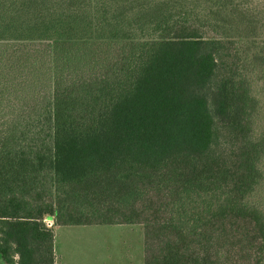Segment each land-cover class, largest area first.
Instances as JSON below:
<instances>
[{
    "label": "trees",
    "instance_id": "trees-1",
    "mask_svg": "<svg viewBox=\"0 0 264 264\" xmlns=\"http://www.w3.org/2000/svg\"><path fill=\"white\" fill-rule=\"evenodd\" d=\"M254 0H0V258L141 224L143 264H264Z\"/></svg>",
    "mask_w": 264,
    "mask_h": 264
},
{
    "label": "rangeland",
    "instance_id": "rangeland-1",
    "mask_svg": "<svg viewBox=\"0 0 264 264\" xmlns=\"http://www.w3.org/2000/svg\"><path fill=\"white\" fill-rule=\"evenodd\" d=\"M264 25V0H254ZM255 45L264 44V40ZM255 95L260 99L264 117V81L255 80ZM264 170V161H263ZM264 211V178L249 197ZM55 229L57 264H143V226L141 224H93L57 226ZM0 264H5L0 258Z\"/></svg>",
    "mask_w": 264,
    "mask_h": 264
},
{
    "label": "crops",
    "instance_id": "crops-1",
    "mask_svg": "<svg viewBox=\"0 0 264 264\" xmlns=\"http://www.w3.org/2000/svg\"><path fill=\"white\" fill-rule=\"evenodd\" d=\"M57 226H73V225H57ZM54 231H55V229H54ZM54 250H55V240H54ZM55 255L57 256L56 251H55ZM55 264H57V257H56Z\"/></svg>",
    "mask_w": 264,
    "mask_h": 264
}]
</instances>
